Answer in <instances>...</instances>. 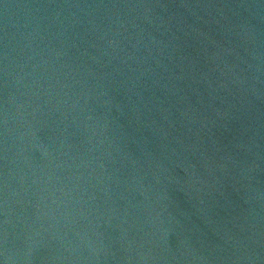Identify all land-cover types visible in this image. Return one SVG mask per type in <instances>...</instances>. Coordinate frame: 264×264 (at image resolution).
Returning <instances> with one entry per match:
<instances>
[{"label": "water", "instance_id": "water-1", "mask_svg": "<svg viewBox=\"0 0 264 264\" xmlns=\"http://www.w3.org/2000/svg\"><path fill=\"white\" fill-rule=\"evenodd\" d=\"M0 264H264V0H0Z\"/></svg>", "mask_w": 264, "mask_h": 264}]
</instances>
